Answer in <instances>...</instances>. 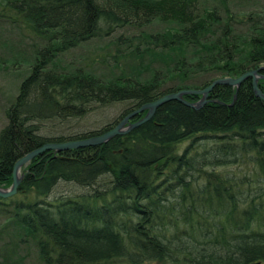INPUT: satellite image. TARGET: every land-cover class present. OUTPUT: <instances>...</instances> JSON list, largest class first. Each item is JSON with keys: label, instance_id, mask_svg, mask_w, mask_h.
<instances>
[{"label": "trees", "instance_id": "obj_1", "mask_svg": "<svg viewBox=\"0 0 264 264\" xmlns=\"http://www.w3.org/2000/svg\"><path fill=\"white\" fill-rule=\"evenodd\" d=\"M10 25L19 42L31 43L27 52L0 33V73L22 64L28 70L0 129L2 187L28 151L118 122L50 136L43 120L127 101L122 117L165 93L264 65V0H0V28ZM119 29L127 35L116 37ZM93 38L108 39L114 51L87 67L64 60ZM259 87L264 92V80ZM234 92L217 85L210 98L225 104L197 110L170 100L105 143L34 157L16 194L0 197L3 211L12 208L9 224L36 244L39 262L29 264L264 263V101L250 78L229 106ZM210 137L208 148L179 152L184 140ZM235 163L251 167L232 175L215 170Z\"/></svg>", "mask_w": 264, "mask_h": 264}, {"label": "rangeland", "instance_id": "obj_2", "mask_svg": "<svg viewBox=\"0 0 264 264\" xmlns=\"http://www.w3.org/2000/svg\"><path fill=\"white\" fill-rule=\"evenodd\" d=\"M262 2V1H260ZM0 33L3 34L2 38L9 41L10 37L14 39L16 47L19 49H24L27 52L30 50V39H24V42H19L20 34L18 29H15L14 26H1ZM12 32V34H11ZM122 33L127 35V31L124 29H119L116 32L117 34ZM108 39H89L85 41L81 46L72 48L64 53V60L69 62L73 61L74 63H82L83 67L94 62L95 59L108 51H114L113 48L109 49ZM28 73L27 66L22 64L21 68H17L14 72L2 71L0 73V129L7 123V118L5 110L9 104L14 100L18 92V86L20 81ZM130 104L127 101H118L109 104H96L91 103L88 106V111L85 112V115L82 117H73L68 116L65 119H60L57 117L49 118L42 121V130L46 135L54 136L59 134H79L86 133L94 130H100L105 126L114 124L116 121H119L122 117L121 114L125 109H128ZM216 138L210 137L209 139L202 140H184L179 146V152L184 151L187 148L188 153L195 151H200L202 145H207L206 148L214 144ZM26 166V165H25ZM21 168V173L23 167ZM200 166V165H199ZM250 164H243L238 166L235 164L219 165L215 167V170L225 174L226 172L230 173H247L250 169ZM201 168L204 170H209L210 166L201 165ZM181 169V166L179 167ZM196 176V173L194 172ZM77 189V187L64 186L60 184L58 190L63 189ZM73 191H69L72 193ZM12 208H8L3 211L0 207V263L4 264H29V263H38V254L36 244L31 237V233L24 235L25 229L21 225L17 226L16 229L14 226L9 224L8 211H11ZM164 264V263H163Z\"/></svg>", "mask_w": 264, "mask_h": 264}, {"label": "water", "instance_id": "obj_3", "mask_svg": "<svg viewBox=\"0 0 264 264\" xmlns=\"http://www.w3.org/2000/svg\"><path fill=\"white\" fill-rule=\"evenodd\" d=\"M263 70H264V65H260L254 69L247 70L236 77H230V76L217 77L211 80L207 85L199 89L188 88V89H179L174 92H168V93H165L157 97L156 99L152 101L143 103L139 107L127 112L116 124H114L109 129L105 130L104 132H101V133H98L92 136L84 137V138L70 139V140H65V141H60V142H46L28 151L27 153L23 154L21 157H19L14 162L13 167H12V172H11L12 182L10 186L8 187L0 186V197L8 198L16 194L20 181L23 177V174L20 172L22 166L27 165L34 157H36L41 152L45 150H52L56 153V152H60V151L68 150V149L94 146V145L105 143L108 140L115 137L116 135L128 133L133 128L148 121L153 116L156 109L167 101L176 100L196 110L200 109L204 104H206L209 101L217 102L219 104H225L222 101L210 98V92L217 85H229L235 88L232 101L229 104H227L230 106L233 104L236 98V93L241 83L247 78H250L251 80V88H252L254 95L264 101V92L259 87V81L264 80V73L261 72ZM187 94L189 95L199 94L200 97L198 100L191 101L184 97ZM144 110H145V114L141 118L135 121H130V119L133 118L136 114ZM250 264H264V263L260 261H256Z\"/></svg>", "mask_w": 264, "mask_h": 264}]
</instances>
